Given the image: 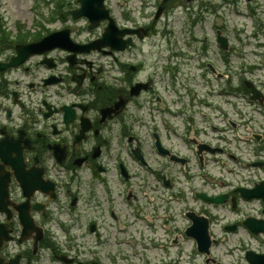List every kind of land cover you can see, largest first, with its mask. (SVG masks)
Wrapping results in <instances>:
<instances>
[{
	"label": "flooded vegetation",
	"instance_id": "af4514ba",
	"mask_svg": "<svg viewBox=\"0 0 264 264\" xmlns=\"http://www.w3.org/2000/svg\"><path fill=\"white\" fill-rule=\"evenodd\" d=\"M251 10L263 14V1ZM216 13L209 43L189 25L177 32L172 21L165 33L159 18L122 17L100 45L108 20L91 29L71 9L11 32L0 26V264H123L129 237L152 241L156 264H175L171 249L188 227H203L201 216L218 245L236 251L235 264H248L247 237L264 254V235L246 223L264 220V111L258 122L222 98L235 53L264 66V23L232 41L225 2ZM58 30L67 35L55 44L20 47ZM13 57L22 62L5 66ZM256 187L263 198L250 197Z\"/></svg>",
	"mask_w": 264,
	"mask_h": 264
},
{
	"label": "rangeland",
	"instance_id": "374dc122",
	"mask_svg": "<svg viewBox=\"0 0 264 264\" xmlns=\"http://www.w3.org/2000/svg\"><path fill=\"white\" fill-rule=\"evenodd\" d=\"M161 0H107V4L113 14L116 18H119L122 14L128 13L132 18L136 19L139 22H147L152 20L157 3H160ZM220 0H169L167 5L171 6L173 4H180L175 7H171L167 12H165L164 16L162 18H172L174 14L177 21H176V31L178 32V29L180 27L179 24V18L182 17L181 14L183 11L182 6H191L192 9V16L193 18L196 17V15L200 14V9H204V12L199 16V19H201V23H199L195 30L200 33H203L205 31H209L211 29L210 24L206 22L207 14L210 12L209 10L205 9V7H209L210 3L214 5V8H217L218 3ZM68 8H73L77 5V2L75 0H70ZM144 5V7H143ZM201 6V7H200ZM53 7V3L46 5V0H0V15L2 16L3 22L6 27L12 28L15 26L16 22H22L25 26L29 24V22L33 19H35L33 16L38 14V12H44L49 13ZM165 10V9H164ZM163 12V11H162ZM195 13V14H194ZM211 22H216V19L214 17H210ZM228 18L230 21H228V28L227 31L233 28V25L238 23L241 25H246L247 21L243 20V17L241 15H237L236 13H232L231 15H228ZM119 18V22H122ZM83 23V22H82ZM171 23V21L168 22L166 25L165 21L162 22L161 20L155 25L157 29H159L162 32L168 33L170 32L167 29V26ZM181 35V34H180ZM232 35V32H231ZM180 63L182 64L181 67L186 70H190V65L186 64L183 60V58H180ZM192 73H195L194 71H191ZM263 74L262 72H256ZM136 247L140 250V254H142L145 250H143L142 244H137ZM190 252H193L190 254ZM128 253L131 255L132 249L130 245L128 246ZM214 253L218 255L221 258H224L225 261L228 260V254H226L225 247H217L214 249ZM148 254L151 255L150 257V263L155 264L158 259L157 251H153L152 248L148 249ZM172 259H175L177 261V264H192L190 261L193 262V264H201L202 259L201 256L197 254V252H194V248L192 247L190 240H183V242L177 244L175 248L171 249V256ZM133 262L136 263H144L145 259H142V255H138L136 257L132 256Z\"/></svg>",
	"mask_w": 264,
	"mask_h": 264
},
{
	"label": "water",
	"instance_id": "95a60500",
	"mask_svg": "<svg viewBox=\"0 0 264 264\" xmlns=\"http://www.w3.org/2000/svg\"><path fill=\"white\" fill-rule=\"evenodd\" d=\"M82 1V3H83V5H82V7H81V9L79 10L80 11V13L82 14V15H85V14H89V15H91V16H95L96 18H98V14H97V10H96V8H88L87 6H86V3L88 2V1H91V0H81ZM97 1V3H98V5H102V1L103 0H96Z\"/></svg>",
	"mask_w": 264,
	"mask_h": 264
},
{
	"label": "trees",
	"instance_id": "16d2710c",
	"mask_svg": "<svg viewBox=\"0 0 264 264\" xmlns=\"http://www.w3.org/2000/svg\"><path fill=\"white\" fill-rule=\"evenodd\" d=\"M56 4H57V3H56ZM57 6H58L57 8H61V7H60V6H61V5H60V1H59V4H57Z\"/></svg>",
	"mask_w": 264,
	"mask_h": 264
}]
</instances>
